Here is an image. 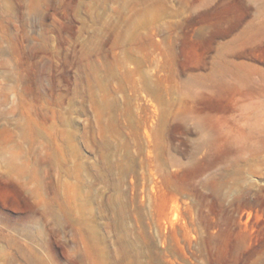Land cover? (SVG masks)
I'll list each match as a JSON object with an SVG mask.
<instances>
[{
    "label": "rangeland",
    "instance_id": "rangeland-1",
    "mask_svg": "<svg viewBox=\"0 0 264 264\" xmlns=\"http://www.w3.org/2000/svg\"><path fill=\"white\" fill-rule=\"evenodd\" d=\"M0 264H264V0H0Z\"/></svg>",
    "mask_w": 264,
    "mask_h": 264
}]
</instances>
